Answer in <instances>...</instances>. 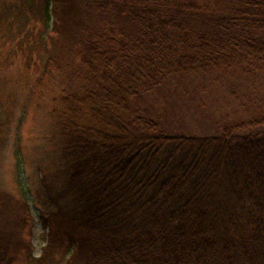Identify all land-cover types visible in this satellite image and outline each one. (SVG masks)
<instances>
[{
    "label": "trees",
    "instance_id": "16d2710c",
    "mask_svg": "<svg viewBox=\"0 0 264 264\" xmlns=\"http://www.w3.org/2000/svg\"><path fill=\"white\" fill-rule=\"evenodd\" d=\"M0 18L51 80L60 163L25 264H264V108L190 133L134 104L182 73H264V0H6Z\"/></svg>",
    "mask_w": 264,
    "mask_h": 264
},
{
    "label": "rangeland",
    "instance_id": "374dc122",
    "mask_svg": "<svg viewBox=\"0 0 264 264\" xmlns=\"http://www.w3.org/2000/svg\"><path fill=\"white\" fill-rule=\"evenodd\" d=\"M6 23L0 18V236L11 234L13 248L7 263L3 256L0 264H25L29 251L37 258L46 243L43 184L54 181L60 163L57 142L51 138L52 99L46 96L51 80L32 68L26 73L24 48L7 35ZM134 104L169 131L212 132L226 123L246 122L264 108V73H182ZM25 201L28 209L23 211L19 204Z\"/></svg>",
    "mask_w": 264,
    "mask_h": 264
}]
</instances>
